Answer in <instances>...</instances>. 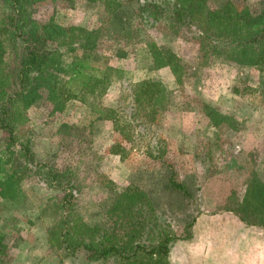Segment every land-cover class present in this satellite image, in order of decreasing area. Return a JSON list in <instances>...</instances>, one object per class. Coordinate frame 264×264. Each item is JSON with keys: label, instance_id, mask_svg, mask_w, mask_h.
<instances>
[{"label": "rangeland", "instance_id": "1", "mask_svg": "<svg viewBox=\"0 0 264 264\" xmlns=\"http://www.w3.org/2000/svg\"><path fill=\"white\" fill-rule=\"evenodd\" d=\"M142 1L147 0H46L35 5L34 17L97 30L96 49L118 69L113 75H119L100 103L118 108L121 120L130 111L124 87L147 76L160 80L169 97L158 122L146 126L145 132H133L134 140L127 141L115 132L111 119L99 118L88 104L72 98L57 109L44 91L23 112L16 135L29 140L36 161L71 185L75 212L88 225L111 223L105 211L122 187L132 185L146 192L159 227L181 237L171 247L169 264H193L192 226L201 214L213 217L231 210L252 223L264 222V100L250 89L257 86L264 67L241 71L213 62L200 51L196 29L172 31L164 19L143 15ZM218 1L211 0L210 5ZM232 1L251 10L264 9V0ZM151 40L180 58V79L168 66L148 71ZM245 73L250 88L232 92V84ZM202 103L231 115L237 129L225 123L213 126L201 110ZM3 146L0 130V150ZM122 148L123 155L114 152ZM151 148L154 157L145 153ZM26 166L20 179L22 200L10 206L0 198L5 243L0 264H102L83 263L82 252L64 258L49 246V212L43 209L59 202L63 190L48 186L44 168L42 173L35 164ZM171 173L187 194L168 184Z\"/></svg>", "mask_w": 264, "mask_h": 264}, {"label": "trees", "instance_id": "2", "mask_svg": "<svg viewBox=\"0 0 264 264\" xmlns=\"http://www.w3.org/2000/svg\"><path fill=\"white\" fill-rule=\"evenodd\" d=\"M43 1L46 0H0V130L4 141L0 150V198L10 206L18 204L24 197L22 174L27 164H35L42 173L46 170L44 179L48 186L63 190L62 199L52 201L43 210L50 216L46 224L47 242L51 248L60 250L64 258L82 252L83 263L169 264L171 247L181 237L159 227L146 192L132 185L122 187L105 211L111 223L88 225L75 212L71 185L60 181L61 176L52 168L36 161L29 140L21 141L16 135L23 112L37 103L44 91L56 102L57 109L72 98L88 104L99 118L111 119L115 132L127 141L134 140L133 132H145L146 126L156 124L168 105V90L151 76L124 87L130 111L122 120L118 108L102 105L100 98L119 75H113L118 69L109 65L96 49L97 30L64 25L53 17L36 19L35 5ZM210 1L147 0L139 3V11L154 20L164 19L175 32L182 28L196 29L200 51L213 58V62L234 65L241 71L263 68L264 9L251 10L248 5L232 0H220L213 6ZM147 51L148 71L168 66L180 79L183 66L175 53L153 40L147 43ZM246 74L237 77L232 92L250 88ZM250 89L264 100V74L255 89ZM201 110L215 127L222 123L229 128L238 127L231 115L210 104L202 103ZM152 149L145 151L147 156L154 157ZM123 150L114 152L123 155ZM168 184L188 193L172 173ZM259 224L264 226V222ZM186 237L191 238V233ZM4 245L0 233V253Z\"/></svg>", "mask_w": 264, "mask_h": 264}, {"label": "crops", "instance_id": "3", "mask_svg": "<svg viewBox=\"0 0 264 264\" xmlns=\"http://www.w3.org/2000/svg\"><path fill=\"white\" fill-rule=\"evenodd\" d=\"M201 214L192 226L193 264H264V226L231 210Z\"/></svg>", "mask_w": 264, "mask_h": 264}]
</instances>
